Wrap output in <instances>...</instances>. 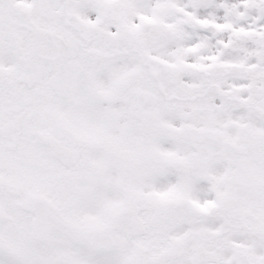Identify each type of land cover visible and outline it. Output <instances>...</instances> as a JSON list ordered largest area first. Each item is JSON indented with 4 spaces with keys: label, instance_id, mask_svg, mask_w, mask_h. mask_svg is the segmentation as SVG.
Returning a JSON list of instances; mask_svg holds the SVG:
<instances>
[{
    "label": "snow or ice",
    "instance_id": "1",
    "mask_svg": "<svg viewBox=\"0 0 264 264\" xmlns=\"http://www.w3.org/2000/svg\"><path fill=\"white\" fill-rule=\"evenodd\" d=\"M0 264H264V0H0Z\"/></svg>",
    "mask_w": 264,
    "mask_h": 264
}]
</instances>
